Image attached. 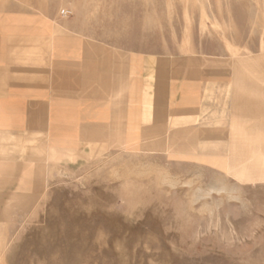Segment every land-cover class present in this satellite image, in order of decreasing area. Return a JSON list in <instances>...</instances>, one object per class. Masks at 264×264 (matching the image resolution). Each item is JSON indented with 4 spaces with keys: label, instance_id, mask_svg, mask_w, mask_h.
<instances>
[{
    "label": "rangeland",
    "instance_id": "374dc122",
    "mask_svg": "<svg viewBox=\"0 0 264 264\" xmlns=\"http://www.w3.org/2000/svg\"><path fill=\"white\" fill-rule=\"evenodd\" d=\"M0 8L65 20L135 51L264 54V0H0ZM73 161L38 168L21 188L20 215L0 217V264H264V185L239 186L170 156Z\"/></svg>",
    "mask_w": 264,
    "mask_h": 264
},
{
    "label": "crops",
    "instance_id": "0c3cea01",
    "mask_svg": "<svg viewBox=\"0 0 264 264\" xmlns=\"http://www.w3.org/2000/svg\"><path fill=\"white\" fill-rule=\"evenodd\" d=\"M123 154L264 185V54L135 51L0 8V217L52 160Z\"/></svg>",
    "mask_w": 264,
    "mask_h": 264
}]
</instances>
